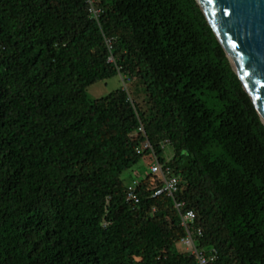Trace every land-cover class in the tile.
Wrapping results in <instances>:
<instances>
[{"label":"trees","instance_id":"obj_1","mask_svg":"<svg viewBox=\"0 0 264 264\" xmlns=\"http://www.w3.org/2000/svg\"><path fill=\"white\" fill-rule=\"evenodd\" d=\"M88 1L0 0V264H197L173 199L146 180L126 202L146 140L174 153L196 246L264 264V124L197 1L93 0L99 23ZM118 75L144 99H88Z\"/></svg>","mask_w":264,"mask_h":264},{"label":"water","instance_id":"obj_2","mask_svg":"<svg viewBox=\"0 0 264 264\" xmlns=\"http://www.w3.org/2000/svg\"><path fill=\"white\" fill-rule=\"evenodd\" d=\"M264 124V0H196Z\"/></svg>","mask_w":264,"mask_h":264},{"label":"built area","instance_id":"obj_3","mask_svg":"<svg viewBox=\"0 0 264 264\" xmlns=\"http://www.w3.org/2000/svg\"><path fill=\"white\" fill-rule=\"evenodd\" d=\"M88 12L90 19L100 22L103 16V10L93 0H89ZM110 56L108 58L109 63H115V58L112 55V40L105 39ZM126 89V88H124ZM145 133L143 127L138 129L137 135ZM169 144L168 140L161 142V147L164 149ZM149 150L150 164L148 172L144 175L137 171L132 175V179L126 187L125 199L126 202L137 206L141 202L138 190L143 185V182L148 180L147 191L152 192V197H158L166 195L175 202V207L180 213L181 226L185 229V236L178 243V248L190 256L196 259L197 264H214L217 260V252L211 250L207 252L206 249L198 248L196 246V235L201 236V229L194 228L196 225V214L192 209H186V203L179 201L175 196L178 194L182 178L175 173L174 168L170 165V159L165 155V161H161L160 158L153 151L151 143L146 140L140 148L137 149V153L141 154Z\"/></svg>","mask_w":264,"mask_h":264},{"label":"rangeland","instance_id":"obj_4","mask_svg":"<svg viewBox=\"0 0 264 264\" xmlns=\"http://www.w3.org/2000/svg\"><path fill=\"white\" fill-rule=\"evenodd\" d=\"M131 82L134 83V81ZM131 82L126 75H122V76L118 75L105 81H99L87 89V97L89 100H95L106 97L118 89L127 88L131 93L133 99L138 96L139 99H144V94L142 90L140 88L135 89V87H132ZM165 155L171 161L174 153L169 147H167L165 151ZM150 162H151L150 158L145 157L134 167L132 171L129 170L125 172L123 175V179H125V181L127 182H130V178L137 171L142 173V175L143 174L145 175L148 172Z\"/></svg>","mask_w":264,"mask_h":264}]
</instances>
